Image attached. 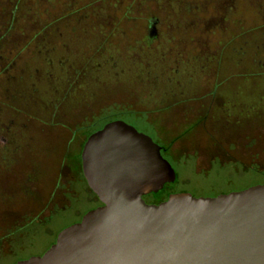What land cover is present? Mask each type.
Segmentation results:
<instances>
[{"label":"rangeland","instance_id":"1","mask_svg":"<svg viewBox=\"0 0 264 264\" xmlns=\"http://www.w3.org/2000/svg\"><path fill=\"white\" fill-rule=\"evenodd\" d=\"M224 1L0 0V150L10 137L18 143L0 156V264L42 254L99 204L80 154L92 127L102 125L101 113H126L121 119L158 143L173 167L175 181L146 195L148 203L264 183V77L259 85L251 80L264 75V0H227L235 9L221 21L214 11ZM68 9L69 29H42L45 18ZM104 21L117 33L108 46L94 29ZM152 26L157 36L148 41ZM248 31L256 36L243 35ZM83 58L93 61L94 82L84 94L91 100L70 102L55 127L17 112L43 91V104L55 102L66 87L59 61L68 60L69 73ZM164 73L170 84L158 83L156 74ZM26 129L29 144L21 140Z\"/></svg>","mask_w":264,"mask_h":264},{"label":"water","instance_id":"2","mask_svg":"<svg viewBox=\"0 0 264 264\" xmlns=\"http://www.w3.org/2000/svg\"><path fill=\"white\" fill-rule=\"evenodd\" d=\"M161 149L122 119L91 133L81 167L101 205L15 264H264V183L148 203L176 179Z\"/></svg>","mask_w":264,"mask_h":264},{"label":"trees","instance_id":"3","mask_svg":"<svg viewBox=\"0 0 264 264\" xmlns=\"http://www.w3.org/2000/svg\"><path fill=\"white\" fill-rule=\"evenodd\" d=\"M17 9V4H14L13 8H12V11H11V19L10 21H8V23H6V27H10L13 22V15L15 13ZM66 14H55L53 15V18H50V17H47L45 18L41 23H40V26L42 27L43 30H60V28H66V29H69V9L64 12ZM50 18V19H49ZM110 19V18H109ZM107 19V20H109ZM104 24V28L103 25ZM111 28H109V27ZM110 29L109 31H107V29ZM96 29V31H98L96 34L104 39L105 41H103V44L104 45H111L110 42V39L112 36H115V34H117L114 30V26H110V25H107V22H103V23H99L98 25V28H94ZM67 31V30H66ZM62 32V31H61ZM61 32L58 33V36H62ZM256 33V32H255ZM254 32L251 34L250 31L248 32H244L243 35H255ZM60 34V35H59ZM94 34V35H96ZM0 37H3V34L2 36ZM249 39V38H248ZM254 40H257V38H255ZM149 41V40H148ZM147 41V42H148ZM235 40H230L229 41V44H232ZM247 42H249L247 40ZM149 43V42H148ZM149 45V44H148ZM165 56L166 55H163L162 58L165 59ZM196 58V57H195ZM202 60L204 61L203 59L201 58H196V60ZM51 61V60H50ZM92 59H77L75 61V64L74 65L76 68H77L74 72L70 70L69 68V73L67 72H64V71H67V64L69 65L68 63V60L66 59H61L59 61V65L61 66L59 69L60 70H57V73H58V78H63V82L61 81V84H65L66 87H65V90L63 93H61L58 98L56 99L55 102H52V103H47L45 102L44 104L42 102H44L43 100V96L46 94L45 91L41 92V95L42 96H39V101H35L36 103L35 104H29V102H27L26 100L24 102H27L25 103V106L18 109L17 112L19 111L22 115L26 116L25 120L29 119V118H35L38 120V122H43L45 125H51L53 127H55L58 123H56V119L55 117L58 116V114H60L61 112V109H64V108H69V103L71 102L72 104H76L78 103L79 101H83V102H86L87 100H91V96H93V94H89V96L87 95H84L87 91V89L89 90V88L92 86V82H94V80H90V78L88 77L89 74L91 73V65H92ZM160 62V61H159ZM164 62L166 63L167 61L164 60ZM73 65V64H72ZM66 66V67H65ZM3 72V71H2ZM60 73V74H59ZM3 74H5L3 72ZM255 75H253V77H251L250 79L251 80H256L258 81V85L261 83V80L262 78L264 77L263 73H254ZM165 73H164V76L161 75V74H156V79H158V83H168L170 84V81H168L170 78L168 77V80H167V77H165ZM247 79L249 78V75H246ZM171 80V79H170ZM59 84V82H58ZM88 86V88H86ZM257 89H258V86H257ZM57 92V91H56ZM59 93V92H58ZM84 95L83 98L80 97V95ZM61 96V98H60ZM96 97V96H95ZM255 100H258L259 98V92H255L254 96H253ZM14 98H18L20 99V97L18 95H16ZM41 99V101H40ZM82 99V100H81ZM21 100V99H20ZM23 101V100H22ZM259 102V101H258ZM255 103V101H254ZM4 104L3 101L0 100V110L2 108H4ZM251 104V105H250ZM253 105V102L249 103V107H252ZM2 106V107H1ZM40 109L42 112L40 113V116L36 115V111H34L33 109ZM14 110H16V107L14 108ZM218 110H222V112H226V108H224V110L222 108H219ZM242 111L245 110V108L243 107V109H241ZM126 113H118V114H109L107 116V114H103L101 113V115L96 118L97 122H102L101 124L109 121V120H112V119H119V118H122ZM54 116V119H51L50 121H47L45 118H48V116ZM101 125H99L98 127H100ZM98 127H92V130L89 132V134L94 131L96 128ZM29 129L23 133V137H21V140H22V143L24 142L25 144H29V141L27 139V136H28V133H29ZM16 141L15 139H13L12 137L8 138V144L4 145L1 150H0V156H1V153L4 152V154H7L8 152L11 154V151L16 147L18 146V143L14 142ZM14 142V143H13ZM16 143V144H15ZM13 144H15L16 147L13 146ZM24 145V144H23ZM9 155V154H8ZM12 155L9 157V156H5V159H7L8 161H5V165H3V167L6 169L7 166L10 167V164L12 162ZM0 172H3V169H2V165L0 164ZM2 190V186L0 185V191Z\"/></svg>","mask_w":264,"mask_h":264},{"label":"flooded vegetation","instance_id":"4","mask_svg":"<svg viewBox=\"0 0 264 264\" xmlns=\"http://www.w3.org/2000/svg\"><path fill=\"white\" fill-rule=\"evenodd\" d=\"M220 7V6H219ZM234 9H235V5H230L228 2H227V0H225L224 2H223V4L221 5V7L220 8H218V9H215V13H218V17H219V19L221 20V21H226L227 20V18L228 17H230V14H231V12H234ZM152 21V25H154L155 24V22L153 21V20H151ZM155 36H157V34H156V32H155V30L153 29V26H152V28H150V30H149V37H148V40H151L153 37H155ZM150 38V39H149ZM5 51H9L8 50V47H6V49H5ZM119 119H121V118H119ZM112 120H115V119H112ZM109 121H111V120H109ZM109 121H107V122H109ZM107 122H105V123H107ZM105 123H103L100 127H98V128H96L94 131H96V130H98V129H100ZM94 131H92L91 133H93ZM90 133V134H91ZM89 134V135H90ZM88 135V136H89ZM161 154H162V149H161ZM80 156H81V154H80ZM81 171H82V167H81ZM8 174H10V173H8ZM82 177H83V179H84V181L86 182V180H85V178H84V176H83V172H82ZM86 184H87V182H86ZM151 194H153V193H151ZM144 199H145V196H144ZM98 205H96V207L97 206H99V205H101V202L99 201V199H98ZM95 208V207H94ZM85 214V213H84ZM83 214V215H84ZM82 215V216H83ZM82 216L79 218V219H77L76 221H74L73 223H75V222H77V221H79L81 218H82ZM37 255H39V254H37ZM33 256V255H32Z\"/></svg>","mask_w":264,"mask_h":264}]
</instances>
